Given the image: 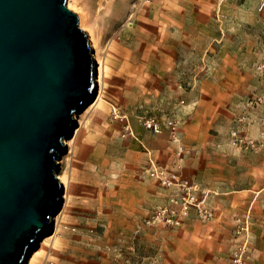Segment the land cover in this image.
I'll return each instance as SVG.
<instances>
[{"label": "rangeland", "instance_id": "1", "mask_svg": "<svg viewBox=\"0 0 264 264\" xmlns=\"http://www.w3.org/2000/svg\"><path fill=\"white\" fill-rule=\"evenodd\" d=\"M117 1L67 0L98 48L111 101L77 115L81 128L57 162L56 232L26 264H264V0H130L123 18ZM191 1L203 23L188 42ZM219 82L235 102L201 101ZM246 195L252 206L233 216L230 234H203L216 198L228 218L229 198ZM165 209L185 215L155 220Z\"/></svg>", "mask_w": 264, "mask_h": 264}, {"label": "water", "instance_id": "2", "mask_svg": "<svg viewBox=\"0 0 264 264\" xmlns=\"http://www.w3.org/2000/svg\"><path fill=\"white\" fill-rule=\"evenodd\" d=\"M96 92L93 49L67 0H0V264H26L49 231L63 142Z\"/></svg>", "mask_w": 264, "mask_h": 264}, {"label": "crops", "instance_id": "3", "mask_svg": "<svg viewBox=\"0 0 264 264\" xmlns=\"http://www.w3.org/2000/svg\"><path fill=\"white\" fill-rule=\"evenodd\" d=\"M195 2L196 1H191V4L189 6V7H191V9L187 10V13L184 14L182 17V21L185 24V26L187 27L183 31L186 35V36L182 35L183 41H188V42L194 41L196 39V36L198 33L196 27L203 23L201 16L199 14H197V12L194 9L195 4H192ZM184 47H186V46H184ZM175 49H176V47H175ZM175 62H177V58H176V56H173L171 61H166V62H164V64H168V63L175 64ZM236 62H237V57L234 56L232 63L236 64ZM216 80L217 79H214V81H216ZM218 80H220V78ZM208 82H211V79H207L206 83H208ZM202 95L203 96L201 98V101H205V99H204L205 97H213L214 100L216 101V99H217L216 97L221 95L222 99L224 97H228L230 103L235 102L234 101V95H235L234 91L226 90V89L223 90L220 82H219V84L215 85L214 90H212V91L204 90ZM103 98L105 99L106 103H108V104L111 101L110 98H107L105 96H103ZM107 101H109V102H107ZM198 110H199V108H198ZM210 117H212V116H210ZM230 186L236 187V184H230ZM214 187H220V185L216 184V186H214ZM257 194H258V198L261 200V204H263L264 203V187L262 189H260V191ZM241 201H243V202L241 203ZM241 204H243V205H241ZM214 206H215L216 213H217L216 217L214 220H212L210 223H208L206 225V227L204 229L207 230L208 232L206 234H205V232H203V234L205 236H208L212 240H217L219 235L230 234V228H229V226H226V225H230V223H232L233 216H235L237 214H245L244 212H246L249 208H251L252 196L246 195L245 197H242V198H239L237 196L229 198L228 202L225 204V207H224L227 209V212H225V214L228 218L220 217V215H219V211H220L219 208H221V206H222L220 199H218V198L215 199ZM227 206H228V208H227ZM258 211H259L258 206H256L253 210V219L250 220L251 221L252 240H254V238L257 237L256 218H257ZM262 260L264 261V256H262Z\"/></svg>", "mask_w": 264, "mask_h": 264}, {"label": "bare ground", "instance_id": "4", "mask_svg": "<svg viewBox=\"0 0 264 264\" xmlns=\"http://www.w3.org/2000/svg\"><path fill=\"white\" fill-rule=\"evenodd\" d=\"M117 2H119V4H120V7H119V9H118V12H119V14L122 16V18L123 17H125V15H126V13H127V7H126V3H128V2H130V0H118ZM101 4V3H100ZM99 4V5H100ZM133 15V14H132ZM132 15H130L129 17H130V19L132 18V19H135V15L134 16H132ZM90 43V42H89ZM90 46H91V48L93 49V57H94V61H95V64H96V85H97V92H96V96H95V99H94V101L90 104V106L88 107V109H87V111L86 112H88L89 110H91L92 108H94L99 102H102V100H103V96H102V60H101V57H100V55H99V52H98V48H97V46L96 45H91V43H90ZM114 111H115V109H114ZM75 122H77L76 123V127H75V129L73 130V132H72V135H71V137L73 136V138L77 135V133H78V131H79V129L81 128V123H80V121H79V117L77 116V115H75ZM78 124V125H77ZM77 128V129H76ZM70 137V138H71ZM71 142H72V140H65L64 142H63V144H64V146H65V149H66V151L68 152V154L70 153V149H71ZM61 158V159H60ZM59 159H60V161L58 162V164L59 163H62V161L61 160H63V157L61 156ZM57 178H58V180H59V182L63 185V189L65 188V183H64V180H63V178L61 177V176H59V175H57ZM65 193V191L62 193V195H61V199H62V203H63V198H64V194ZM57 215V214H56ZM55 215V216H56ZM55 216L54 217H52L51 218V220H50V229H49V231L46 233V235H51V234H53V233H55L56 232V228H55V222H56V218H55ZM38 246V245H37ZM35 249H37V247L36 248H34V250ZM33 250V251H34ZM33 251L31 252V253H33ZM41 251V249H39V251L38 252H40Z\"/></svg>", "mask_w": 264, "mask_h": 264}, {"label": "built area", "instance_id": "5", "mask_svg": "<svg viewBox=\"0 0 264 264\" xmlns=\"http://www.w3.org/2000/svg\"><path fill=\"white\" fill-rule=\"evenodd\" d=\"M148 128H152V130L154 131V132H158V130H157V125L155 124V123H153V122H148ZM154 171H155V173H159L158 172V170L157 169H155L154 168ZM160 173H162V172H160ZM169 211L168 210H164L163 212H159V213H157L156 214V218H155V220H159L160 219V217L162 216L163 218H166V223L167 224H178V222H179V219H181L182 218V216L183 215H185V212L183 211H181L180 213H179V215L176 217V218H174V217H172V218H167V217H169ZM165 214V215H164ZM166 214H167V216H166ZM209 214L207 213V212H204L203 213V217L204 218H207V216H208Z\"/></svg>", "mask_w": 264, "mask_h": 264}]
</instances>
